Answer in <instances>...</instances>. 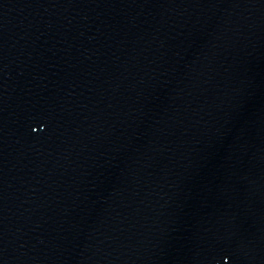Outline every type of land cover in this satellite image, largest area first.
Wrapping results in <instances>:
<instances>
[{"label":"water","instance_id":"obj_1","mask_svg":"<svg viewBox=\"0 0 264 264\" xmlns=\"http://www.w3.org/2000/svg\"><path fill=\"white\" fill-rule=\"evenodd\" d=\"M0 264H264V0H0Z\"/></svg>","mask_w":264,"mask_h":264}]
</instances>
